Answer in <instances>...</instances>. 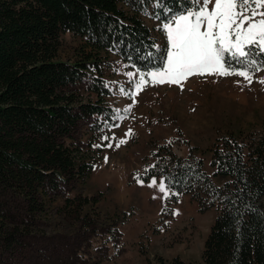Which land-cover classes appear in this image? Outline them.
<instances>
[{
    "label": "trees",
    "instance_id": "trees-1",
    "mask_svg": "<svg viewBox=\"0 0 264 264\" xmlns=\"http://www.w3.org/2000/svg\"><path fill=\"white\" fill-rule=\"evenodd\" d=\"M189 3L0 0V264L22 250L38 215L60 196L71 200L64 183L86 181L99 161L103 148L93 145L110 134L106 122L118 123L108 99L109 55L143 71L159 67L166 47L146 13H159L161 23L172 14L165 8L178 12ZM65 32L81 41L67 59L60 55ZM180 133L150 139L141 178H174V190L189 194L202 212L213 209L214 219L201 261L155 254L147 264H264V119L260 131L219 133L206 148ZM175 142L187 152L178 153ZM81 196L84 208L92 196Z\"/></svg>",
    "mask_w": 264,
    "mask_h": 264
},
{
    "label": "rangeland",
    "instance_id": "rangeland-1",
    "mask_svg": "<svg viewBox=\"0 0 264 264\" xmlns=\"http://www.w3.org/2000/svg\"><path fill=\"white\" fill-rule=\"evenodd\" d=\"M145 20L154 27L158 42L167 46L160 26L148 16ZM61 42L60 55L64 59L74 57L81 44L69 32L61 34ZM109 57L112 66L106 74L112 94L108 99L115 110H123L132 101L119 88L132 87L125 73L136 68L114 53ZM237 79L240 78L192 77L183 91L178 86L147 87L137 96L138 103L128 119L118 121L120 127L109 130V136L126 138L128 143L118 149L103 148L86 181L64 183L63 191L71 200L60 196L53 202V209L38 215L22 250L5 263L147 264V257L155 254L201 261L215 211H200L187 193L164 201L157 189L147 186L152 177L142 178L145 186L138 184L135 177L151 159L152 137L173 139L179 128L182 137L206 148L219 133L260 131L264 86L254 82L242 88ZM84 129L83 125L78 134L82 139L86 137ZM129 129L135 134L125 137ZM99 143L106 142L100 138ZM175 149L178 153L187 152V146L180 142H175ZM204 155L205 168L211 171L210 153ZM105 156L108 163L104 162ZM156 179L159 182L161 177ZM216 180L219 182L220 178ZM82 194L92 196L84 208ZM64 202L67 206L58 209ZM165 203L168 210L162 214ZM173 211L179 215H173Z\"/></svg>",
    "mask_w": 264,
    "mask_h": 264
},
{
    "label": "snow or ice",
    "instance_id": "snow-or-ice-1",
    "mask_svg": "<svg viewBox=\"0 0 264 264\" xmlns=\"http://www.w3.org/2000/svg\"><path fill=\"white\" fill-rule=\"evenodd\" d=\"M153 5L160 7L161 0H153ZM164 11L165 15L172 14L160 24L167 39L162 63L147 71L137 67L136 71L125 73L132 87L127 90L121 87L119 92L132 104L123 110L116 109L113 121L127 120L138 103L137 96L147 87L178 86L183 91L192 77H237L240 79L236 83L242 88L254 82L264 85V78L257 76L264 72V0H190L189 6L182 11L172 12L170 8ZM146 14L161 19L159 13ZM154 47L159 50L158 45ZM106 125L110 129L120 127L119 123L106 122ZM134 134L129 129L124 136ZM101 139L106 143L93 147L118 149L128 143V139H118L115 135H104ZM108 160L105 156L104 162L108 163ZM155 168L157 165L153 164L145 169V173ZM135 179L145 186L139 173ZM147 186L157 189L164 201L180 195L174 190L172 177H163L158 182L153 176ZM167 210L165 203L162 214ZM172 214L179 215V212Z\"/></svg>",
    "mask_w": 264,
    "mask_h": 264
},
{
    "label": "crops",
    "instance_id": "crops-1",
    "mask_svg": "<svg viewBox=\"0 0 264 264\" xmlns=\"http://www.w3.org/2000/svg\"><path fill=\"white\" fill-rule=\"evenodd\" d=\"M151 20H154V19H151ZM155 22H156V24H158L159 26H160V22H158L157 20H154ZM158 44H163V45H165L164 43H159L158 42ZM167 47V46H166ZM114 55L117 57L118 55L116 54V53H114ZM117 58H120V57H117ZM257 76L258 77H260V78H264V72H260V73H258L257 74ZM258 83V82H257ZM259 85H261L260 83H258ZM163 86H166V85H163ZM262 86H264V85H262Z\"/></svg>",
    "mask_w": 264,
    "mask_h": 264
}]
</instances>
